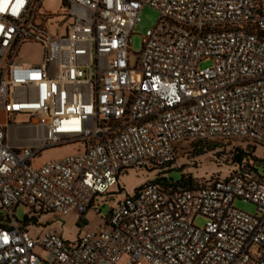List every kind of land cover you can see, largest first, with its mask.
I'll return each instance as SVG.
<instances>
[{"label":"built area","instance_id":"2783aa9c","mask_svg":"<svg viewBox=\"0 0 264 264\" xmlns=\"http://www.w3.org/2000/svg\"><path fill=\"white\" fill-rule=\"evenodd\" d=\"M62 2L73 20L65 34V22L49 33L43 0L15 13L7 0L0 12V264H264V174L251 166L192 190L147 182L73 243L18 221L20 207L37 220L82 216L123 172L176 163L194 142L264 147V0ZM147 6L160 19L132 64ZM26 45L42 47L39 62L22 60ZM18 116L29 122L13 123ZM12 126L32 134L14 142ZM70 144L85 150L34 167L43 151Z\"/></svg>","mask_w":264,"mask_h":264},{"label":"rangeland","instance_id":"374dc122","mask_svg":"<svg viewBox=\"0 0 264 264\" xmlns=\"http://www.w3.org/2000/svg\"><path fill=\"white\" fill-rule=\"evenodd\" d=\"M40 15L45 18L49 15L54 16L46 21L48 31L52 35H57L60 23L65 22L64 27L61 29L62 34H65L66 28L73 23L72 19H68V10L64 7L62 0H43ZM159 19L160 13L155 8L147 6L142 10L140 21L136 25L134 35L132 36V64L136 61V54L142 51L144 39L147 36L148 31L153 30L157 26ZM42 53L43 49L41 46L26 45L21 51V58L26 62L37 63L40 61ZM210 65L211 62L208 61L203 63L201 68H206ZM28 122V118L18 116L13 123L22 124ZM6 123L7 116L0 112V124L5 126ZM8 134L10 139L14 142L23 144L24 139L30 136L32 132L24 127L15 128L12 126L8 128ZM18 138L21 140L19 141ZM248 143L253 144L250 141H248ZM212 149L214 152H217L216 155L211 154L213 152L212 150L205 153L202 157H199L197 156L198 149L191 151L190 155L182 154V158L177 164V169L169 172V178L173 179L175 182H179L184 175L185 178H191L195 184H202L209 181L210 178H215L217 173L221 172V168L226 169L227 166L230 165L232 153L228 148H225L222 152L216 151L215 147ZM255 149H257L255 150L257 156L264 158V148L258 147ZM84 150V147L80 144H70L58 148L48 149L35 158L33 165L38 168L47 161L73 156L79 152H83ZM222 154H224L223 157L220 156ZM217 156L219 159L216 158ZM258 170L260 174H264V166L258 167ZM152 180H155V174H147L146 172L136 169L129 170L127 174L121 176L118 186H115L111 190L112 195L97 198L93 206L89 210L85 211L83 217H81L78 213H72L65 217L42 215L37 220L38 225L40 227L48 225L52 226L63 234L65 240L73 243L78 239V237H81L88 232H92L98 229L101 225H104L110 208L115 204L116 200L125 199L127 195L133 197L135 190ZM118 187L120 190H118ZM235 207L253 215L257 212L256 205L251 202L237 200ZM16 216L18 221H24L26 217L30 219L33 217L30 210L25 209L24 207L17 209ZM204 224L205 219L201 217L196 219L195 225L202 227ZM35 232V230H31V236H34Z\"/></svg>","mask_w":264,"mask_h":264},{"label":"trees","instance_id":"16d2710c","mask_svg":"<svg viewBox=\"0 0 264 264\" xmlns=\"http://www.w3.org/2000/svg\"><path fill=\"white\" fill-rule=\"evenodd\" d=\"M213 147H215L216 151H219V152H222V151H224L225 148H228V149H230V151L232 153L230 165H228L226 169L221 168L220 169L221 172L217 173L215 178L214 177L210 178L209 181L204 182L202 184H195L193 182V180H191V178H185L184 175H183V178L179 182H175L173 179L169 178V175H168L169 172L177 169V164L179 163L180 159L182 158V156H181L182 154L190 155L191 151L198 149L197 156L202 157L208 151H212ZM258 147L264 148L263 146L250 144V143H248V141H237V140H232V141H208V140L198 141V142H194L192 144L185 145L184 147H182L180 150V158L176 163H172V164L166 165L164 167H160V168H153V169H146V168L140 169V168H138L136 170L146 172L147 174H155V180L148 181V182L156 183L166 192H170V191L178 190V189L192 190V189L200 187V186H206V185H208L212 182H215V181L227 180L232 175L236 174L237 171H239L242 167L251 166L254 168H258L260 166H264V158L257 156L256 151H255V150H257L255 148H258ZM216 153L217 152H214V150H213V152L211 154L216 155ZM220 156L223 157L224 154H222ZM216 158L219 159L218 156ZM127 173H128V170L123 172L122 175L127 174ZM111 195L112 194H108V195L100 196V197H106V196H111ZM92 206L93 205H91V207ZM83 216L84 215H82L81 217H83ZM36 221H37V219H30V218L26 217L24 219V226H26V224H28V223L35 224ZM7 224H8V222L5 220H2L1 215H0V225L6 226Z\"/></svg>","mask_w":264,"mask_h":264},{"label":"snow or ice","instance_id":"6c2138e0","mask_svg":"<svg viewBox=\"0 0 264 264\" xmlns=\"http://www.w3.org/2000/svg\"><path fill=\"white\" fill-rule=\"evenodd\" d=\"M6 4H7V0H4V4H0V12L6 10L5 7ZM22 5H23V0H17V6L15 9H13V12L15 13Z\"/></svg>","mask_w":264,"mask_h":264}]
</instances>
